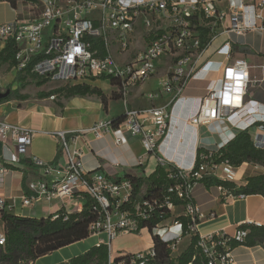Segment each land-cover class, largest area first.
Wrapping results in <instances>:
<instances>
[{"label":"built area","instance_id":"2783aa9c","mask_svg":"<svg viewBox=\"0 0 264 264\" xmlns=\"http://www.w3.org/2000/svg\"><path fill=\"white\" fill-rule=\"evenodd\" d=\"M220 1L42 0L32 19L0 24V42L14 39L17 46L14 66L22 74L63 84L115 79L118 82L115 86L123 90L125 96L131 88L141 85L157 72L156 59L167 57L162 92L148 94L151 101L163 93L172 92L175 97L181 95L188 81L201 70L206 69L207 74L218 72L219 89L209 90L200 98L199 108L189 123L208 128L214 123H226L223 128L228 130V141L238 130L247 129L252 134L253 145L264 149V103L247 98L250 88L264 82V65L253 66L244 58H235L230 36L231 33L244 36L256 29L264 32V0H242V5L229 14L230 26L225 32L224 44L209 52L218 36L215 27L222 19L216 5ZM51 24V32H44ZM214 55L222 58L214 60ZM253 69H260L263 76L253 77ZM170 104L145 109H130L127 104L125 118L116 127L112 126L111 120H100L78 133H92L100 138L104 133L122 127L139 135L145 150L154 153L168 129ZM245 109L247 113L242 115ZM68 134L66 131L55 132L65 162H45L29 152L34 130L0 119V141L10 150L9 159L0 161V184L5 174L27 158L34 166L44 169L45 174L57 172L59 177L50 184L40 180L29 183L31 193L22 197L23 207H29L41 197L72 198L78 194L84 198L87 195L99 206L98 220L89 226L90 234L105 233L112 240L123 233L140 232L143 229L140 220L150 216L155 208L153 201L144 199L134 203L133 211L123 209L132 202L131 180L127 177L114 179L100 169L87 171L82 162L83 152L79 148H70ZM115 140L118 144L122 142L120 137ZM225 144L203 146L205 151L200 154L198 165L194 163L189 171L170 172L169 177L174 182L169 193L186 202L177 206L171 196H166L164 204L171 217L158 223L153 231L169 243L172 257L177 256L173 252L183 237L198 233V223L204 217L201 207L194 202L195 188L198 183L203 184L200 180L212 177L231 181L236 175V166L227 160L214 159V154ZM213 187L225 200L245 197L221 185ZM11 209L7 200L0 197V215ZM63 213L67 219L73 211L64 210ZM112 215L117 218L115 223ZM179 215L191 220L185 236L182 222L175 219ZM57 217L56 213L53 218ZM170 226H174L176 232L171 231ZM247 233L248 230L238 226L232 235L221 231L199 234L198 246L207 259L206 264H236L230 241L243 242ZM99 243L105 242L100 240ZM4 244L5 235L1 230L0 245ZM156 261L152 247L145 251L109 255L107 264H156Z\"/></svg>","mask_w":264,"mask_h":264},{"label":"crops","instance_id":"0c3cea01","mask_svg":"<svg viewBox=\"0 0 264 264\" xmlns=\"http://www.w3.org/2000/svg\"><path fill=\"white\" fill-rule=\"evenodd\" d=\"M242 3V0H221L216 4L218 12L222 14V19L215 27L218 36L209 52H213L224 44L227 38L225 32L230 26L229 14L237 10ZM37 7L36 3L31 2L19 1L14 7L7 1H0V24L13 22L18 18L32 19ZM230 36L234 42L232 49L235 58H244L253 66L264 65V32L262 30L249 31L244 36L231 33ZM4 47L5 43L0 42V52ZM221 58L220 55H214L215 60ZM17 73L14 65L0 63L1 91L9 87L11 90L19 87V82L16 81ZM219 77L218 72L207 74L205 70H201L188 81L181 95L173 98L172 92L163 93L152 101L148 99L149 104L147 105L140 102L136 96V89L141 86L138 85L130 89L125 99L126 104L123 103L124 106L111 112H109L108 101L107 107L104 108L100 99L94 95L62 98L59 101L50 97L39 98L36 93L44 91L43 86L45 85L39 87L35 85L36 92L30 93L27 88L33 83H31V78L27 77L28 83L25 88L19 90V93H27L30 97L24 100L12 97L0 102V119L34 130L35 135L29 152L45 162L58 161L59 164L65 162L64 153L58 154L59 140L55 132L66 131L69 132L70 148L81 149L83 166L89 172L100 169L114 179L148 176L159 162L189 171L194 166L196 150L199 146L209 144L218 146L225 144L229 138L228 130L223 128L226 123H214L209 128L194 127L189 123L191 116L199 108L200 98L209 90L219 89ZM100 80H93L91 83L102 89ZM256 87L250 88L249 91L255 90ZM104 93L108 95L105 91ZM249 94L247 98H254L252 94ZM109 99L111 98L107 96V100ZM259 101L264 103V100ZM167 103H171L168 129L154 153L145 150L139 135L122 127L106 132L100 138H96L92 133H78L100 120H111L124 114L127 104L130 109H145L152 105L160 106ZM73 134L78 135L73 136ZM116 137L121 138L120 144L116 143ZM9 157L10 150L0 141V161L7 160ZM261 172H263V167L257 164L245 162L238 166L236 175L231 179L235 185L234 193L240 186L246 184L247 176ZM57 177H59L57 172L45 174L40 168L22 161L21 165L13 167L2 177L0 197L7 200L12 206L10 212L15 215L46 218L64 210L79 212L83 209L84 198L78 194L72 198L56 196L46 199L41 197L29 207L22 206V197L26 194L24 185L29 189V183L39 180L50 184ZM194 202L201 207L204 215L198 223L197 232L199 234L206 235L221 231L232 235L235 229L242 224L252 223L264 226V197L262 195L252 194L244 198L225 200L215 187L207 188L204 184L198 183L194 192ZM0 227L3 230L1 221ZM170 228L171 231L176 232L174 226ZM100 240L108 244L110 255L113 256H117L122 251H145L154 245L152 234L147 228H143L138 233L120 234L112 240H109L105 233L90 234L87 238L43 255L30 264L65 263L72 257L84 253L90 247L98 245ZM231 254L236 264H264V245L253 247L239 245L232 248Z\"/></svg>","mask_w":264,"mask_h":264},{"label":"trees","instance_id":"16d2710c","mask_svg":"<svg viewBox=\"0 0 264 264\" xmlns=\"http://www.w3.org/2000/svg\"><path fill=\"white\" fill-rule=\"evenodd\" d=\"M7 1L12 6L16 7L19 1L36 3L41 6L40 0H0ZM21 19V18H18ZM17 50L14 39H8L5 47L0 52V63H8L15 65V53ZM233 54V49H232ZM32 76V75H30ZM27 74L17 73L16 81L19 82L17 89H12L10 94L0 102L6 101L12 97L16 99H28L29 94H21L19 90L27 85ZM104 80V78H102ZM47 81L45 79H36V86H42ZM110 84L116 85L118 82L115 79L109 80ZM10 88V87H9ZM11 89V88H10ZM121 90V89H120ZM252 97L258 100H264V89H255L249 91ZM52 95H60L63 98L85 97L95 95L100 99L104 108L107 107V96L103 90L92 85L91 82L79 84H63L58 88L49 91H38L36 96L39 98L50 97ZM125 118V113L111 119L113 127L119 125ZM253 124V122H252ZM205 151L203 146H199L196 150L195 164L200 162V154ZM59 155L62 154L60 150ZM216 161L227 160L233 166H240L247 162L257 164L263 167V172L256 173L246 177V184L240 186L235 194L252 195L259 194L264 197V149H258L253 145L252 134L249 130H238L230 141L225 146L221 147L214 154ZM28 164H32L29 159H24ZM33 165V164H32ZM177 167L159 162L155 170L148 176H128L133 185L132 202L126 205L123 209L133 211V204L142 202L144 199L151 200L155 204L154 210L150 216L140 220V228H147L153 237V249L157 255L156 264H206L207 259L202 250L198 246L199 233H192L189 236L187 247L177 256L172 257L168 242L163 241L160 236L153 232V228L162 220L171 217L164 202L166 196H171V200L175 205H183L186 201L175 199L169 193V187L174 180L169 177L170 172H176ZM205 187L221 185L225 189L234 192V183L231 181L218 180L212 177H203L200 180ZM25 193L30 194L29 189L24 185ZM99 206L96 200L84 196L83 209L80 212L68 214V218L64 219V211H59L58 217L49 216L46 218H34L28 216L15 215L9 211H3L0 215V221L3 223V232L5 235V244L0 245V264H30L37 258L49 254L61 247L71 243L80 241L90 235L89 226L91 223L98 220ZM176 220L182 222L183 235H187L188 224L190 218L185 215L175 217ZM241 228L248 230L247 236L243 242L230 241L232 248L239 245L258 246L264 245V226L252 223L242 224ZM110 251L106 243H99L90 247L87 251L77 256L72 257L65 263L60 264H107Z\"/></svg>","mask_w":264,"mask_h":264},{"label":"rangeland","instance_id":"374dc122","mask_svg":"<svg viewBox=\"0 0 264 264\" xmlns=\"http://www.w3.org/2000/svg\"><path fill=\"white\" fill-rule=\"evenodd\" d=\"M258 25H261V21H258ZM52 27H53V24L46 27L44 29V32L50 33L52 30ZM166 58L167 57H163V58H159V59L155 60V66L157 67V72L152 77H150L148 80H146L144 83H142L138 89H136V96L140 99V102L145 103L147 105V104H149L148 103L149 100L147 98L148 94L162 92L161 83L166 77V72H167L166 67L168 65ZM213 59H214V57H213ZM218 60H220V59H218ZM214 64H216V61ZM208 66H210V65H208ZM208 66H206V68H208ZM204 70L206 71V69H204ZM252 76L260 78L263 76V73L260 69H254L252 71ZM29 77L31 78L30 80H31V83H33V85H29L27 88V91H29L30 93H35L36 92V88H35L36 79L33 76H29ZM100 82L102 85V89L106 93H108V95L107 94L106 95L111 98V99L107 100L108 104H109V112L116 111L117 109H120L122 107L123 103L125 104L124 100L126 99V97H128V94L130 92H128L127 96H125L123 93V90H119V88L117 86L110 84L109 80H107V79L102 80L101 79ZM44 85L45 86H43V90L49 91V90L60 87L61 85H63V83H61V82H47ZM256 89H264V82L262 83V85L260 87L257 86ZM175 95L176 94L173 95V98L175 97ZM62 98L63 97L60 95L56 96L57 101L61 100ZM41 170L44 172V169H41ZM112 221H113V223H115L117 221V218L114 215H112ZM0 231H1V227H0ZM189 239H190L189 237L181 239V242L177 244L176 249L173 252L174 255H178L181 251H183L187 247V245L189 243L188 242Z\"/></svg>","mask_w":264,"mask_h":264},{"label":"water","instance_id":"95a60500","mask_svg":"<svg viewBox=\"0 0 264 264\" xmlns=\"http://www.w3.org/2000/svg\"><path fill=\"white\" fill-rule=\"evenodd\" d=\"M11 92V89H6L5 91L0 90V99L6 98Z\"/></svg>","mask_w":264,"mask_h":264},{"label":"clouds","instance_id":"9594fccd","mask_svg":"<svg viewBox=\"0 0 264 264\" xmlns=\"http://www.w3.org/2000/svg\"><path fill=\"white\" fill-rule=\"evenodd\" d=\"M245 113H247V109L243 110L242 115H244Z\"/></svg>","mask_w":264,"mask_h":264}]
</instances>
